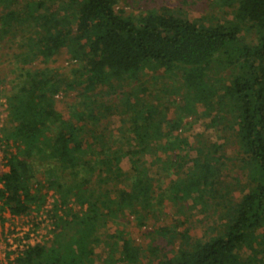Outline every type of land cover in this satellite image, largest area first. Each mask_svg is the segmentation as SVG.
<instances>
[{
	"label": "trees",
	"instance_id": "trees-1",
	"mask_svg": "<svg viewBox=\"0 0 264 264\" xmlns=\"http://www.w3.org/2000/svg\"><path fill=\"white\" fill-rule=\"evenodd\" d=\"M7 2L23 9L4 14L3 27L26 25L38 35L29 38L25 66L48 64L64 50L76 66L70 80L48 67L19 71L5 96L0 143L11 142L15 152H4L7 172L0 162V214L25 218L54 192L61 231L49 247L30 246L10 264H93L99 232L108 227L116 228L109 239L121 256L118 262L109 255V264H141L142 250L119 229L131 216L138 229L149 227L142 212L156 222L166 204L182 227L179 217L196 210L215 218L216 234L196 239L178 224L145 232L164 244L149 264H264V0H219L231 9V18L225 12L222 19H190L167 8L134 18L118 9V0H0V6ZM147 70L182 77L184 106L175 119L170 108L146 101L148 89L134 86ZM128 84L131 91L120 92ZM73 86L81 88L84 108L65 120L56 98ZM104 90L119 95V107L104 105ZM199 105L216 142L204 131L180 137L192 129L184 117L198 116ZM115 115L121 127L112 132L105 121ZM235 161L247 175L239 200L223 180L226 163ZM163 174L176 179L164 185ZM72 206L80 211L66 217Z\"/></svg>",
	"mask_w": 264,
	"mask_h": 264
},
{
	"label": "rangeland",
	"instance_id": "rangeland-1",
	"mask_svg": "<svg viewBox=\"0 0 264 264\" xmlns=\"http://www.w3.org/2000/svg\"><path fill=\"white\" fill-rule=\"evenodd\" d=\"M218 2L219 0H118V9L125 12L127 15L133 16L134 18H138L148 11L162 10L163 8L185 13V15L190 19H200L204 17H216L218 19H222L226 17L224 16L225 12H228V15H230L229 18H231V9L223 7L222 4L219 6ZM8 4H10V2H7L6 5L3 4L0 6V129L4 125L7 115L5 113V96L10 95L11 91L16 86L17 76L20 74L19 71L21 72L25 69L38 71L44 67H48L51 70H56L61 78H67L70 80L72 78L71 71L76 67L74 63L70 61L65 50L57 55L48 64H43L41 60H37L32 61L30 66H25L24 60H27L30 55L29 46H31V44L29 42V38L35 40L38 35L34 30L31 32L28 31L29 29L26 30V25H22L21 27H3L2 23L4 14L11 10L17 11L19 9L21 11L23 9L17 3L16 4L18 6L15 3H13L12 6H8ZM29 33L31 34L29 35ZM32 49L33 48L31 47V51ZM181 85L182 77H180V75L165 76L161 72L158 73L147 70L141 76L140 83L135 84L134 86L146 88L144 89L146 91L148 89L145 94L146 101H152L151 103L155 106V108H170L168 117L169 119H175L177 109L183 108L184 106V93L181 90ZM131 86L128 84L123 87L120 92L124 91L129 93L131 91ZM73 89L69 92L66 91L61 93L56 98V108L64 115L65 120H69L71 118L73 109L84 108L82 103L79 101L81 88L73 86ZM118 96L119 95H116L115 93L109 94L107 93V90H104L101 92L100 98H102L101 101L105 103L104 105L106 107H119ZM89 97L92 98V95H88L86 98ZM157 99L159 100L157 101ZM197 108H201L198 109L199 115L196 116L197 118L195 116H185V119L184 117V125L187 126L192 124V129H190V132L188 130L185 131V129L183 133L180 134V137L190 138L193 134L204 131L206 139L216 142L215 133L212 129L206 127V124L210 122V119H202L199 117L203 112V106L199 105ZM105 123H107L106 125H110L109 130L112 132H116V130L121 127V119L116 115L105 121ZM7 144L10 145L11 142ZM7 146L5 143H0V162L3 173L8 171V168L4 166L6 163L4 160V152H15L13 144H11L12 148L10 146V149L7 148ZM234 155L235 153L232 150H228L229 158L234 157ZM121 166L125 171H128L130 168L129 163L126 160L123 161ZM239 167H241V164H238L237 161L234 163H226V167L223 172V180L227 183L228 187H232L233 196L236 200H239V198L242 197V190L247 179V175L242 173L239 170ZM38 171L41 173L40 169ZM152 172L156 174L155 168H153ZM159 177L161 181H164V185L169 183L171 180L176 179V177L171 174H163ZM38 178L40 180L42 179L41 174L38 175ZM54 199V192H51L47 198L46 205L40 211H33L31 215L25 218L11 219L8 212L3 215L0 214V264H10L13 262L20 253V251L15 253L13 251L16 250V247L23 241H26L27 245H29L28 242L31 235L34 236V244H41L48 247L53 244L56 239V235L54 233L61 232L59 229V231H56L58 219H54V215L52 213ZM76 211H80V208L72 206V212L69 211L64 213V215L67 217L73 215ZM142 213L147 218L149 217L146 221L149 227L138 229L136 221L131 216L128 222L130 225L126 224L119 229L125 233L124 239L132 240L133 244L142 250L143 257L141 259V264H149L152 255L154 256V254H160L157 250V244L164 247L163 243L160 244L159 238L148 237L145 232L158 230L160 227L171 228L178 224L181 231L185 228L189 229L190 236L196 239L206 238L216 234L215 229H211L213 225H216L215 218L210 217L209 215L201 214L198 210L191 213L188 218L179 217V219L184 222V227L181 226L179 221L176 222L177 219H175L174 216L177 211L168 204L165 205L163 214L157 217L156 222L155 217L152 214H148L147 216L146 211H143ZM58 215L62 216V213H58ZM2 216L4 221L2 220ZM71 219L72 218H65L64 221H71ZM21 231L23 233H21ZM25 233H27V236H25ZM110 235H117L116 228L108 227L99 232L97 237L99 244L95 248L93 247V253L95 255L92 257L93 264H109V261L107 260L109 255L112 256L115 261L119 262L121 256L115 249V240L109 239ZM180 242V240L177 241L176 245L173 247L177 248ZM90 248H92V245H90Z\"/></svg>",
	"mask_w": 264,
	"mask_h": 264
},
{
	"label": "built area",
	"instance_id": "built-area-1",
	"mask_svg": "<svg viewBox=\"0 0 264 264\" xmlns=\"http://www.w3.org/2000/svg\"><path fill=\"white\" fill-rule=\"evenodd\" d=\"M10 218L11 219H18V218H13V217H11L10 216ZM21 233H23L22 231H21ZM20 235H22V234H20ZM25 236H27V233H25ZM34 236L33 235H31V238H29V242H28V244L29 245H27V243H26V241H23L21 244H19L17 247H16V250H14L13 252L15 253V252H18V251H20V253H19V255L20 254H22L23 253V251L25 250L24 248H28V247H30V246H34L35 244H34Z\"/></svg>",
	"mask_w": 264,
	"mask_h": 264
}]
</instances>
